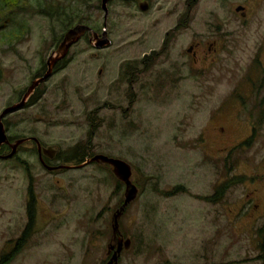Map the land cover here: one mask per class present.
I'll use <instances>...</instances> for the list:
<instances>
[{
  "label": "rangeland",
  "instance_id": "374dc122",
  "mask_svg": "<svg viewBox=\"0 0 264 264\" xmlns=\"http://www.w3.org/2000/svg\"><path fill=\"white\" fill-rule=\"evenodd\" d=\"M186 1L172 0L173 18L188 12ZM242 1L197 0L186 39L220 29L213 68L198 72L201 81L193 79L196 72L186 76L177 93L149 98L143 90L124 119L117 110L119 57L143 53L135 44L141 34L156 37L155 19L166 21L168 7L157 0L143 15L134 4L111 3L110 47L96 52L80 41L67 67L40 87L39 101L6 118L9 137L54 146L58 163L79 146L84 160L102 154L131 166L139 194L119 221L131 247L118 264H263L257 231L264 230V0L253 2L247 20L234 12ZM99 2L11 0L0 9V113L70 28L101 31ZM254 82L263 85L258 99L245 105L230 99L234 87L247 92ZM221 127L224 133L214 131ZM123 195L107 165L48 172L32 143L21 146L0 160V264H105L111 217Z\"/></svg>",
  "mask_w": 264,
  "mask_h": 264
},
{
  "label": "flooded vegetation",
  "instance_id": "af4514ba",
  "mask_svg": "<svg viewBox=\"0 0 264 264\" xmlns=\"http://www.w3.org/2000/svg\"><path fill=\"white\" fill-rule=\"evenodd\" d=\"M101 1L102 0H100L99 7H98V9H100L104 13L101 31L97 32L95 29L85 24H77V25L87 26L90 29V32H87L83 36H81L80 40L76 44L70 47L67 55L62 60L56 63V65L53 68L52 75L50 78H52L55 74L59 73L60 71L64 70L67 67V65L71 61L70 54H71L72 48L75 45H77L80 41H82L83 39H85L88 42V44L96 50V52H101L104 49L110 47V45L112 44V41L110 40L109 32H108V29H109L108 28V16L110 13L109 7L111 3L122 2L125 4H134L138 8L140 13L144 15L150 9H152V4H155L157 0H130V1L110 0L107 3V14L101 8ZM164 1L167 3V7H168L166 9L167 10V13H166L167 20L162 22V20L160 19H163V18L155 19L156 22L154 23V26H158V21H159V24L161 25L160 27L157 28L156 37L153 40L152 39L149 40V39L144 38V35L141 34L140 35L141 38L137 42H142V43L139 45L135 44V46L138 48L137 49L138 53L139 52L140 53L143 52V53L140 55H132L130 51H128L127 49H123L129 52L128 54H131V55L123 54L122 56L119 57V60H118L119 69H118V76H117L118 81H119L118 90L119 92H122V94L119 95V99H118L119 101H117V102H120V104H118L117 110L121 112V116L123 119L125 116L127 117L126 112H128L132 106L139 104L141 100V93L143 90L150 92L148 95L149 98H152L153 96L158 98L159 94L167 96L168 92L173 93L174 91H176L177 93L178 89L186 83V78L188 76L191 77L192 72H196L197 74V75H192L193 79L201 81V79L203 78V75H199L198 72L203 73L206 69H212L213 64H214V58L216 57V55H218V51L222 49L223 40L221 39L222 36L219 34V31H220L219 28H215V31H212V33L209 35L193 34V36H191L189 40L186 39L188 36L185 34V32H187V30L189 29V23H190L189 20L191 16L190 9L193 5L197 3V0H187L185 2V7L188 8L187 9L188 12H185V11L183 13L180 12L175 16V18H173V15H174L173 10L175 8L177 9V6L173 5L172 0H164ZM253 2H256V1L255 0H244L242 1V3H239V4L237 3L234 7V12L238 13L242 19L247 20L250 17L251 6H253ZM237 8H241V10L236 11ZM159 10H161V7H159ZM163 30L164 32L162 33ZM103 33L104 35H102ZM63 36L61 37L58 45L62 42ZM101 40H107L109 44L105 47L96 48V44L100 42ZM58 45L56 46V48L58 47ZM53 52L54 51H52L50 55ZM50 55L47 57V59L50 57ZM101 55L99 56L100 58L102 57ZM90 57L96 58L97 55L93 53ZM209 57H212L213 60L209 61ZM46 61L41 65V68L39 69L40 71L33 77L31 82L37 78L42 77L46 73L47 71ZM208 62H209V65L206 66ZM101 73L102 71H100V73L95 76L96 77L95 83H100L98 79L102 76ZM46 82L42 83L34 90V93L29 97L26 105L19 110H22L24 108H27L28 106L34 105L39 101V99L42 96V92H40V87ZM30 84L24 89V91L18 97L17 101L13 102L7 107H10L20 102L25 92L27 91L28 87L30 86ZM200 84L201 83H198L199 86H202ZM262 90H263V85H258L256 82H254L253 84H250V88L246 90L247 92H245L241 87L237 86L236 88L234 87L231 90L230 99L236 100L240 104L245 105L246 102L249 100L258 99ZM263 100H264V97L261 98L260 102L263 103ZM106 103L104 102L103 105H105ZM19 110L15 112H18ZM96 110L92 111V113L96 112ZM15 112L8 114L3 119V125L5 128L6 135H7V130H8L6 118ZM214 131H219V133L221 134L225 132V129L223 127L218 128V129L214 128ZM7 137L10 143L18 139L36 138L34 136H27L24 138L12 139L8 135ZM38 141L40 142L42 146V151L40 153L38 152L37 146L33 140H30L22 144L21 146L27 143H32L33 148H35V152L37 154V158H38L40 165L46 171H47V168H51L52 171L50 172L59 170L57 168L60 166L75 167V166L85 163L87 160L93 158L96 155H102V154H96L84 160V158L86 157L84 156V154L79 155V154H74L73 152L74 156H72L70 159H65L66 161L61 160L62 162L58 163L60 153H61L60 150L56 148L58 150V153H56L53 156V158H50L52 155V152L48 150L46 153H43V148L46 149L49 147H53V149L55 150V147L54 146H44L40 140ZM21 146L18 147V151L20 150ZM9 151H10L9 147L7 145H4L0 148V155L7 154L9 153ZM81 158L84 161H82L78 165H65V163H69V162L76 163ZM97 164H100V163H97ZM61 170H64V169H61ZM70 170H74V169H70ZM214 196H216V192ZM217 199H218V196L216 197V200ZM19 240L22 246L23 242L25 241V238L21 236ZM113 251L111 252L110 255H108V259L111 257Z\"/></svg>",
  "mask_w": 264,
  "mask_h": 264
},
{
  "label": "water",
  "instance_id": "95a60500",
  "mask_svg": "<svg viewBox=\"0 0 264 264\" xmlns=\"http://www.w3.org/2000/svg\"><path fill=\"white\" fill-rule=\"evenodd\" d=\"M110 0H102L101 1V8L102 10L107 14V3ZM124 1H130V0H124ZM241 10V8H237L236 11ZM90 32V29L87 26L84 25H76L72 28H70L63 36L62 42L58 45L56 50L50 55V57L46 61L47 71L46 73L35 80H33L28 87L27 91L25 92L22 100L10 107L5 108L0 113V148L4 145H7L10 149L9 153L0 155V160H8L14 157L18 151V147L22 144L33 140L37 146V150L40 153L42 151V146L40 142L36 138L31 139H18L14 142L10 143L5 128L3 125V119L10 113L15 112L21 108H23L29 97L34 93V90L41 85L42 83L46 82L52 75V71L56 63L60 60H62L68 53L71 46L76 44L81 36H83L85 33ZM104 35V33L102 34ZM109 44L107 40H101L96 44V48L105 47ZM48 150L52 152V155L50 158H53V156L58 153V150H54L53 147L49 148H43V153H46ZM100 163L109 165L111 167L112 174L115 176V178L120 181L124 185V195H123V203L119 207L118 210L115 211V213L111 217V243L107 247V255H110L113 251L111 257L108 259V261L105 264H118L119 259L121 256L122 251H127L131 247V240L130 239H124L120 230H119V221L123 214L125 213L126 209L129 207L131 203H133L139 194L138 188L133 184L132 181V174L133 169L131 166L126 163L123 160L116 159V158H109L107 156L103 155H96L93 158L87 160L85 163L72 167V166H60L57 169L61 170H70V169H79L86 165L92 164V163ZM47 171H52L51 168H47Z\"/></svg>",
  "mask_w": 264,
  "mask_h": 264
},
{
  "label": "trees",
  "instance_id": "16d2710c",
  "mask_svg": "<svg viewBox=\"0 0 264 264\" xmlns=\"http://www.w3.org/2000/svg\"><path fill=\"white\" fill-rule=\"evenodd\" d=\"M11 0H0V9L1 10H5L8 7H11L10 4ZM12 10V9H10ZM12 12V11H10ZM81 23V21H79ZM74 154H84V151L79 147V146H75L74 150H73ZM82 158L79 159L76 163L82 162ZM34 195L30 194V199L27 205V217H28V224L26 225L25 229H31V225L33 222V218H34V209L33 207V202H34ZM27 231L24 232V234L27 233ZM257 236L259 239L258 242V249L260 251V259L262 260L263 264H264V230L260 229L257 231Z\"/></svg>",
  "mask_w": 264,
  "mask_h": 264
}]
</instances>
